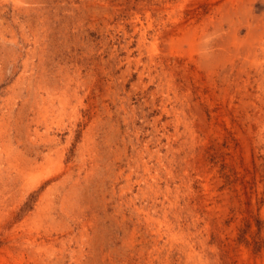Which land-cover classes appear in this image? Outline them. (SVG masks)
<instances>
[{
  "label": "rangeland",
  "instance_id": "1",
  "mask_svg": "<svg viewBox=\"0 0 264 264\" xmlns=\"http://www.w3.org/2000/svg\"><path fill=\"white\" fill-rule=\"evenodd\" d=\"M0 264H264V0H0Z\"/></svg>",
  "mask_w": 264,
  "mask_h": 264
}]
</instances>
